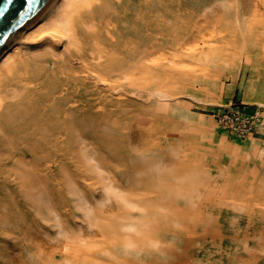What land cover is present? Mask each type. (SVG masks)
Here are the masks:
<instances>
[{
	"label": "bare ground",
	"instance_id": "6f19581e",
	"mask_svg": "<svg viewBox=\"0 0 264 264\" xmlns=\"http://www.w3.org/2000/svg\"><path fill=\"white\" fill-rule=\"evenodd\" d=\"M262 5L53 0L0 53V264H16L24 247L34 264H224L184 240L217 177L188 143H214L239 169L263 167L255 137L238 144L217 118L229 106L221 74L234 69L221 53L264 50ZM217 25L242 47L211 39ZM201 95L213 115L193 111ZM221 200L235 210L243 199ZM216 215L238 225L239 215ZM248 219L257 231L264 210ZM236 239L219 252L264 264L261 242Z\"/></svg>",
	"mask_w": 264,
	"mask_h": 264
},
{
	"label": "rangeland",
	"instance_id": "374dc122",
	"mask_svg": "<svg viewBox=\"0 0 264 264\" xmlns=\"http://www.w3.org/2000/svg\"><path fill=\"white\" fill-rule=\"evenodd\" d=\"M261 8L263 9L261 11L258 10L257 12L259 15L261 14L260 16L258 15L260 23L256 21L257 26L255 24V29L258 30L264 29V24H262L264 23V5H262ZM215 28L217 33L213 30L215 33L211 39L222 38L223 41H221L220 45H222L225 49H228L231 52L234 45L240 48L242 47L243 43L241 39L235 40L237 41L236 43L234 42V39H232L234 36L229 26L217 25ZM263 42L264 41L260 43L262 44ZM248 47L245 48L248 49L245 53H221V57L225 56L224 60H230V64H232V67L234 68L232 72L231 70L229 71V69H226L223 70V73L221 74V83L224 89L222 103H243L251 111L262 112V116L264 118V50L262 51L261 49H258V47L251 50ZM190 57H188L189 59L187 58L188 61L194 62L196 60V58L194 60L195 56ZM199 98H201L202 102H193V111L196 113L206 112L213 115L214 108L208 104L202 95L199 96ZM262 134L263 132L254 137L259 138ZM164 136L165 135H160L158 133L152 136L151 140L165 138ZM230 139L233 140L232 138ZM260 140L261 146L264 148V137ZM236 142L238 144H243L244 140L238 139ZM188 146L191 155L200 156L202 153L201 149L203 150L204 153L201 155L203 163L201 164L204 166L207 164V168L209 167L212 171L216 172L217 177H215V191H213L214 193L211 192L213 194L210 195L212 198L204 201L197 209L196 218L188 225L190 230L187 233L188 236L186 235L184 240L188 241L187 243L193 246L192 249H197V244L211 246L214 248L213 250L216 251L214 259H221L224 264H233V261H231L233 258L231 257V254H228L226 251H219L220 249H226L228 245H238V239L234 241L235 236H247V241L252 245L256 242V244L261 242L264 245V224L262 223L264 220L261 219V223H258L260 229L256 231L253 225H249L248 219L249 214L253 210H264V165L258 170L239 169L236 165L234 167V165L230 163L232 162V157L225 154L220 147L214 145L212 142L205 141L200 147V144L195 142L194 138H191ZM216 154L217 157H221L220 159L222 161L219 163L218 161L216 162L213 160V155ZM216 167H219V169ZM222 197L226 199L234 197L235 199H243L245 201L243 202L242 200L241 203L238 202V204L240 203V207H236L239 209L234 210L224 203L225 201L221 200ZM219 209H222L225 213L228 212L239 215L238 225L233 224L230 219L231 217L226 218L224 216H220L218 218L216 214ZM199 213L202 216H198L200 215ZM22 241L23 240H20L18 244L21 246L23 245L24 247L27 243H23L24 241ZM19 251L21 253L16 256L17 259H19V261L17 260L19 263L15 261L16 264H34L30 261V259H28L27 249L25 247ZM20 255L22 256V260L19 257ZM254 257L258 256L256 255ZM257 259L258 258H255L254 261H257ZM12 262L13 261L7 259L6 263L3 264H12Z\"/></svg>",
	"mask_w": 264,
	"mask_h": 264
},
{
	"label": "water",
	"instance_id": "95a60500",
	"mask_svg": "<svg viewBox=\"0 0 264 264\" xmlns=\"http://www.w3.org/2000/svg\"><path fill=\"white\" fill-rule=\"evenodd\" d=\"M53 0H0V53L52 2Z\"/></svg>",
	"mask_w": 264,
	"mask_h": 264
},
{
	"label": "built area",
	"instance_id": "2783aa9c",
	"mask_svg": "<svg viewBox=\"0 0 264 264\" xmlns=\"http://www.w3.org/2000/svg\"><path fill=\"white\" fill-rule=\"evenodd\" d=\"M222 130L239 140L260 135L264 129V118L259 111H251L243 103L229 104L217 115Z\"/></svg>",
	"mask_w": 264,
	"mask_h": 264
},
{
	"label": "crops",
	"instance_id": "0c3cea01",
	"mask_svg": "<svg viewBox=\"0 0 264 264\" xmlns=\"http://www.w3.org/2000/svg\"><path fill=\"white\" fill-rule=\"evenodd\" d=\"M230 137V136H229ZM263 137H264V132H263V134L261 135V136H259V138H255L256 140H257V142L260 144V146H261V140L260 139H263ZM231 138V137H230ZM263 147V146H262Z\"/></svg>",
	"mask_w": 264,
	"mask_h": 264
},
{
	"label": "snow or ice",
	"instance_id": "6c2138e0",
	"mask_svg": "<svg viewBox=\"0 0 264 264\" xmlns=\"http://www.w3.org/2000/svg\"><path fill=\"white\" fill-rule=\"evenodd\" d=\"M32 0H26V4H31Z\"/></svg>",
	"mask_w": 264,
	"mask_h": 264
}]
</instances>
